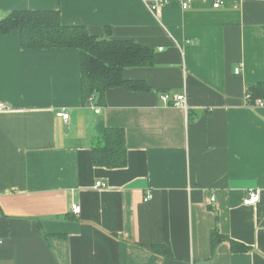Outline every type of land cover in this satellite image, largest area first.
I'll return each instance as SVG.
<instances>
[{
    "label": "crops",
    "instance_id": "crops-1",
    "mask_svg": "<svg viewBox=\"0 0 264 264\" xmlns=\"http://www.w3.org/2000/svg\"><path fill=\"white\" fill-rule=\"evenodd\" d=\"M186 1L0 0V17L58 10L65 25L154 48L153 65L122 71L147 90L85 104L78 49L0 34V264H264V107L246 105L264 82V0ZM103 127L124 130V166L93 163ZM215 228L229 240L212 251Z\"/></svg>",
    "mask_w": 264,
    "mask_h": 264
},
{
    "label": "trees",
    "instance_id": "trees-1",
    "mask_svg": "<svg viewBox=\"0 0 264 264\" xmlns=\"http://www.w3.org/2000/svg\"><path fill=\"white\" fill-rule=\"evenodd\" d=\"M18 30L22 48H76L80 55L81 97L86 104L93 96L99 105L104 103V93L109 87L129 90L148 89L142 80H127L122 75L125 67L151 66L154 48L133 40H110L91 35L81 25H65L58 10H13L0 17V34ZM252 97H264V82L247 91ZM93 163L107 168L126 164L124 130L103 127L92 145ZM229 237L217 228L210 232L211 250ZM230 244L235 248V242ZM244 247V246H241ZM245 249V248H244ZM151 250L171 256L165 245L153 244Z\"/></svg>",
    "mask_w": 264,
    "mask_h": 264
},
{
    "label": "built area",
    "instance_id": "built-area-1",
    "mask_svg": "<svg viewBox=\"0 0 264 264\" xmlns=\"http://www.w3.org/2000/svg\"><path fill=\"white\" fill-rule=\"evenodd\" d=\"M168 0H150L149 2V7L151 9V11H158L160 6L163 5L164 3H166ZM224 0H213L212 6L214 8H218L223 4ZM181 6L183 9H186L189 7V3L186 0H180ZM239 67L235 69V72L238 73L239 72ZM161 99L164 103L167 104H171L173 106H177L180 107L181 109H183L184 111L187 110L188 108V104L186 101V97L184 95V93H175V94H170L168 92H165L161 95ZM246 105L249 108H262L264 107V97H252L250 96V94L247 92L246 95ZM4 108V105H0V109ZM97 111V109L95 110ZM56 115L58 117L63 118L64 120H68V113L64 112V111H58L56 113ZM102 186L101 183H97L96 187ZM150 198V195L147 194L144 198V201L148 200ZM214 197L211 198V200H213ZM258 200V193L257 192H251L249 194V197L245 199V203H254ZM70 210L72 213H77V211L79 210L78 205L76 204H72L70 207ZM2 242V240L0 239V243Z\"/></svg>",
    "mask_w": 264,
    "mask_h": 264
}]
</instances>
